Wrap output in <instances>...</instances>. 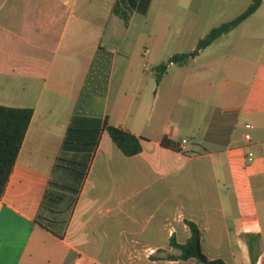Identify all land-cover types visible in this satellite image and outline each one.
Returning <instances> with one entry per match:
<instances>
[{"label":"crops","instance_id":"crops-1","mask_svg":"<svg viewBox=\"0 0 264 264\" xmlns=\"http://www.w3.org/2000/svg\"><path fill=\"white\" fill-rule=\"evenodd\" d=\"M115 1L0 0V105L34 110L0 200V264H199L168 259L180 255L172 240L191 237L188 221L200 228L209 259L251 264L253 251L264 264V66L252 71L242 54L213 81L204 62L195 83L210 78L211 100L194 128L195 112L170 98L188 97L187 69L221 38L157 84L155 72L122 52L134 18L124 26L112 15ZM263 7L240 26L264 17ZM174 68L178 82L168 88ZM133 89L151 91L152 102L140 109L129 100ZM75 115L146 141L128 158L102 134L79 194L62 201L70 214L60 238L36 219L50 184L72 183L56 166ZM181 129L196 138H180ZM165 135L187 154L161 147Z\"/></svg>","mask_w":264,"mask_h":264},{"label":"trees","instance_id":"trees-1","mask_svg":"<svg viewBox=\"0 0 264 264\" xmlns=\"http://www.w3.org/2000/svg\"><path fill=\"white\" fill-rule=\"evenodd\" d=\"M153 0H116L112 14L119 18L126 27H129L134 15L148 14ZM264 0H252L251 5L237 18L213 28L208 35L201 39L196 47L188 53H178L171 57L168 64H161L154 70L156 83L159 84L172 65L180 67L188 65L204 50L213 45L218 39L230 34L248 18L255 14ZM34 116L31 108H13L0 105V200L3 199L10 178L14 171L26 134ZM106 132L116 147L124 156L131 158L143 151L145 138L137 137L131 132L108 124L107 120L96 117L75 115L70 123L62 145V154L58 158L57 169L72 178L70 184L51 183L46 191L40 213L36 223L42 228L62 238L63 234L56 230H64L65 220H59L66 215L63 200L66 193L78 195L88 174L91 163L100 145L101 136ZM161 147L185 155L180 143L165 135ZM49 215L52 217L49 218ZM191 237L185 244H172L180 251L179 256L171 255L170 260L188 261L195 259L199 264H227L222 259H209L202 250V233L197 224L188 221ZM257 258L251 252V264H256Z\"/></svg>","mask_w":264,"mask_h":264},{"label":"rangeland","instance_id":"rangeland-1","mask_svg":"<svg viewBox=\"0 0 264 264\" xmlns=\"http://www.w3.org/2000/svg\"><path fill=\"white\" fill-rule=\"evenodd\" d=\"M251 1L153 0L147 15H134L133 27L131 33L127 35L129 38L122 52L132 53V63L153 74L157 66L168 64L173 55L196 49L199 41L205 38L213 28L235 19L242 6L250 4ZM259 16H264V7ZM131 40L135 45L131 46ZM108 48L111 49L109 46ZM242 54L245 61H249L252 71L258 66H264V17L256 18L222 37L207 51L206 55H203L202 63H192L187 69L191 71L189 82L192 84L191 90L187 92L188 97L183 100L177 94L170 98V104L175 107L187 105L191 108L192 112H195L191 115L196 122L192 125L194 128L200 126V117L203 116L207 102L211 100L210 90L207 87L211 82L210 78L213 81L216 77L221 79L223 71L227 68L226 64ZM206 61L212 65L213 73L210 78L195 83L196 73ZM177 77L178 72L174 68L165 80L168 88H170L169 83L178 82ZM115 91L113 87V95ZM130 93L133 97L129 100L138 99L137 105L140 109L153 100L151 91L140 92L133 89ZM160 93H163V87ZM178 101H180L179 104L176 103ZM180 132V138L187 137L190 141L197 135H191L188 129H181ZM68 214H70L69 210L66 216ZM51 217L49 215V218ZM61 220L64 221L65 216L59 221Z\"/></svg>","mask_w":264,"mask_h":264},{"label":"built area","instance_id":"built-area-1","mask_svg":"<svg viewBox=\"0 0 264 264\" xmlns=\"http://www.w3.org/2000/svg\"><path fill=\"white\" fill-rule=\"evenodd\" d=\"M253 128V126L252 125H246V129H248V130H250V129H252ZM246 139L247 140H251V136H250V134H248V135H246ZM183 143H186V141H183ZM253 159H254V154L253 153H250L249 155H248V161H253Z\"/></svg>","mask_w":264,"mask_h":264}]
</instances>
